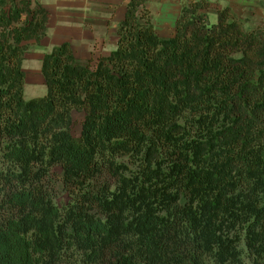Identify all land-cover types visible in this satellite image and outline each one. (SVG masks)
I'll use <instances>...</instances> for the list:
<instances>
[{
    "label": "trees",
    "instance_id": "trees-1",
    "mask_svg": "<svg viewBox=\"0 0 264 264\" xmlns=\"http://www.w3.org/2000/svg\"><path fill=\"white\" fill-rule=\"evenodd\" d=\"M147 2L110 55L46 54L28 100L49 11L0 0V264H264V26L191 0L161 38Z\"/></svg>",
    "mask_w": 264,
    "mask_h": 264
},
{
    "label": "crops",
    "instance_id": "crops-1",
    "mask_svg": "<svg viewBox=\"0 0 264 264\" xmlns=\"http://www.w3.org/2000/svg\"><path fill=\"white\" fill-rule=\"evenodd\" d=\"M49 11L48 30L40 44L29 42L23 62L26 89L46 92L42 75L44 56L69 42L76 58L84 63L108 56L118 47L119 27L125 19L130 0H35ZM191 0H148L147 6L157 35L176 34L182 10ZM204 12L210 23L219 19V11L229 8L237 19L248 23L253 17L264 19V0H209ZM254 21V20H253ZM255 23V22H254ZM40 88V89H38ZM38 97V96H36ZM35 98V97H32Z\"/></svg>",
    "mask_w": 264,
    "mask_h": 264
},
{
    "label": "rangeland",
    "instance_id": "rangeland-1",
    "mask_svg": "<svg viewBox=\"0 0 264 264\" xmlns=\"http://www.w3.org/2000/svg\"><path fill=\"white\" fill-rule=\"evenodd\" d=\"M251 20L252 21H249L248 23H244L243 21H241V22L244 24L245 27H247L249 29H256L257 27L264 26V19H260L258 17H253ZM29 45H30V43H28V47H29ZM38 89H40V88H38ZM46 92H47V87H46ZM46 92L41 93L40 91H38V92H35L33 94L32 92H30L29 90L26 89V92L24 95H25V98L29 100V99H32V97L44 96L46 94ZM74 117H75V122H74V126H73V132L75 135H79L81 132V122H82L84 115H83V113L75 112Z\"/></svg>",
    "mask_w": 264,
    "mask_h": 264
}]
</instances>
